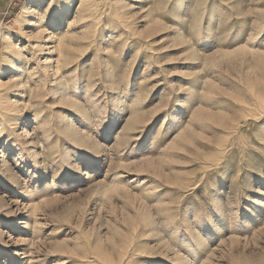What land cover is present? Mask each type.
I'll use <instances>...</instances> for the list:
<instances>
[{
    "label": "rangeland",
    "instance_id": "374dc122",
    "mask_svg": "<svg viewBox=\"0 0 264 264\" xmlns=\"http://www.w3.org/2000/svg\"><path fill=\"white\" fill-rule=\"evenodd\" d=\"M1 90L0 264H264V0H0Z\"/></svg>",
    "mask_w": 264,
    "mask_h": 264
},
{
    "label": "bare ground",
    "instance_id": "6f19581e",
    "mask_svg": "<svg viewBox=\"0 0 264 264\" xmlns=\"http://www.w3.org/2000/svg\"><path fill=\"white\" fill-rule=\"evenodd\" d=\"M15 92L20 93L19 90L14 91V92L2 91V90L0 91V132L6 131L4 136L2 138H0V143H2L3 145H4L3 142H5V139L6 138L10 139V135L15 134V131L17 132L18 128L20 130H22L24 128V125H26V123H23V122L25 120L26 121L28 120L29 116L31 115V109H32V107L35 106L34 100L32 98H28L27 108L24 107L23 109H20L17 106L9 104L10 96L12 94H14ZM21 137H22L21 139H23L22 141H25L29 138L28 133L26 131H23V135H21ZM31 147H34V145L32 146V144H31ZM19 148H21V147H19ZM17 150H18V148H17ZM8 176H9L8 171L5 169H2V167H0V180H3Z\"/></svg>",
    "mask_w": 264,
    "mask_h": 264
}]
</instances>
